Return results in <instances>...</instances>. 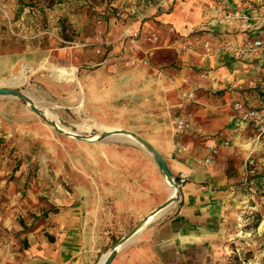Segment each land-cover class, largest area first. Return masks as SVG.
Returning <instances> with one entry per match:
<instances>
[{
  "label": "crops",
  "instance_id": "obj_1",
  "mask_svg": "<svg viewBox=\"0 0 264 264\" xmlns=\"http://www.w3.org/2000/svg\"><path fill=\"white\" fill-rule=\"evenodd\" d=\"M1 4L7 13L16 5ZM94 8L104 19L97 32L113 42L104 56L85 47L67 53L55 46L56 32L36 30L21 16L9 23L17 28L0 34V86L26 62L39 67L65 56L80 67L75 81L59 84L42 75L33 84L64 94L67 105L100 124L145 137L173 177L188 175L176 205L109 264H230L235 247L249 240L230 209L227 171L233 153L246 154L250 133L228 102H257L255 88L264 92V0H110ZM116 10L125 21L112 17ZM123 30L137 33L138 51L123 40ZM254 40L262 45L241 55ZM132 56L148 63L129 66ZM115 61H122L121 71ZM42 130L48 129L21 103L0 99V264H90L94 225L126 219L134 227L166 200L169 186L152 157L133 145L110 144H86L82 159L65 166L51 160L72 192L53 181L59 195L44 198L43 167L25 158ZM209 141L218 153L206 165Z\"/></svg>",
  "mask_w": 264,
  "mask_h": 264
},
{
  "label": "rangeland",
  "instance_id": "obj_2",
  "mask_svg": "<svg viewBox=\"0 0 264 264\" xmlns=\"http://www.w3.org/2000/svg\"><path fill=\"white\" fill-rule=\"evenodd\" d=\"M11 1L12 3H16V5L12 11L7 13V9L1 4L4 3L5 0H0V34L9 28H17V26L10 25L9 23L11 21L13 22V20L20 19L21 16H24L28 19L27 22L36 24V30L39 29L42 31L56 32L58 34V38L55 42V46L64 47L67 49V53H75L73 52L74 50L83 48L72 46L73 42L88 43L89 45L85 48L92 49L93 52L100 57L104 56L108 47H112L113 42H109L103 36V32H97V29L103 24L104 19L94 7L103 2H97L96 0ZM109 1L110 0H108V3ZM116 11H113L112 14L114 19ZM29 25L26 24V29L31 28V25ZM92 33H94V36L95 34L98 35L97 38H94ZM25 39L29 42L28 38ZM41 43L42 45L45 44L44 41H41ZM97 47H101L100 53L96 52ZM77 55H80V53ZM50 63L62 67L73 66L75 68L76 77L78 75V69H80V67H76V65H72L66 61L65 56L58 58L57 61H46L39 67L26 62L24 64H28V69L25 73L22 74L23 71L21 70L18 74H22L24 82L22 81L7 86L23 89L24 92L33 98L39 108L43 111L44 109H47L50 113L56 115L57 120L58 118L62 119L70 126L83 132V134H100L103 129H124L100 124L87 115H83L81 108L77 107V105H74V107L67 105L64 94L62 96H56L43 89V87L35 86L33 84L34 78L42 75L47 76L49 79L59 84L65 82L64 80H56L52 77V72L49 68L51 65ZM121 69L122 68L116 70L121 71ZM201 77L207 76L205 73H202ZM73 81H75V79ZM262 89L263 88L258 87L255 88V91L259 96L264 93ZM215 95L220 96V91H217ZM193 97L194 94L189 98ZM0 99L7 101L14 100L21 103L27 111L35 115V117L44 125V129H48V132L45 130L40 131L42 134L39 132L42 135V138L39 140L40 142H35L36 150L27 153L25 157L27 162L36 161L37 163L40 162L42 165L43 168H40L41 172H38L39 174L41 173L42 180L46 182V186H44L43 189L47 193V196L44 197L46 199L52 195L51 193H57L55 191V185L53 184L55 182L53 181L58 182L57 187L59 190L63 189V191L72 192V188L67 183L64 172H58L56 174L54 169H51V160L58 162L59 165L62 166H65V162L70 163L72 160L75 162L80 161L82 159V146L86 144H110L119 146L133 145L145 152V150L138 144L123 137H109L94 142H84L73 139L56 131L52 126L48 125L42 118L33 113L28 105L23 101L12 96H0ZM258 100L253 103L245 100V103L246 105L259 111H264V101H262V97L260 96ZM80 102L81 106L82 99ZM231 103V101L228 102V106L230 108ZM67 106L69 108H67ZM70 126L66 127L73 129ZM247 128L250 133V142L247 143L246 148H243V151H245L246 154L239 155L237 153H233L227 174H229L230 178L233 180L229 189L232 197L230 200V209L236 213L235 217L238 223L241 224L244 229H247V233L244 235L249 240V244H244L245 246L243 248H240L239 246L235 247V254L233 260L229 262L230 264H243V262L251 264L259 258L260 260L262 257L264 258V230H260L264 229L262 227L264 226V133H260L258 126H256L254 122H249ZM228 144H230L229 141ZM173 178L177 182L178 177ZM163 179L168 184L164 177ZM179 186L181 189V185ZM57 195H59V193H57ZM175 205L176 203L152 221L154 222L160 219ZM52 206L56 207V205ZM58 206L61 205L58 204ZM131 226L132 224L126 219L121 222L107 221L94 225V230L91 231L89 235V240L92 246L91 253L93 254L90 264H97L100 258L133 228ZM129 228L130 230L127 231L126 229Z\"/></svg>",
  "mask_w": 264,
  "mask_h": 264
},
{
  "label": "water",
  "instance_id": "obj_3",
  "mask_svg": "<svg viewBox=\"0 0 264 264\" xmlns=\"http://www.w3.org/2000/svg\"><path fill=\"white\" fill-rule=\"evenodd\" d=\"M0 96H12L14 98H17V99L23 101L24 103H26L28 105V107L30 108V110L33 113H35L37 116L42 118L48 125L52 126L56 131L69 136L67 133H64L61 129H59L56 126L55 119L47 116L45 114V111H43L41 108H39L37 106V104L35 103V101L33 100V98H31V96H29L26 92H24L23 89L14 88V87H10V86H0ZM58 120L61 124L65 125V126H70L68 123H66L62 119L58 118ZM70 127H72V126H70ZM72 128L76 129L75 127H72ZM92 132H94V131H92ZM115 135H119L120 137H123V138H126V136H135L139 142L143 143L145 146V151L154 160V162L157 165L162 177L167 178L170 183H174L177 186V189H178L177 198L179 199V196H180L179 184L174 180L173 176L171 175L161 153L148 140H146L142 136H140V135H138L132 131L126 130V129H112V130L103 129V131L99 134V138L95 141L102 140L105 138H109V137H112ZM80 141L94 142V141L86 140L85 137H82V139ZM171 202H172L171 199L165 200L161 205H159L157 208H155L152 212L155 213L159 209L160 210L165 209L167 206H169V204H171ZM140 221L112 247L113 250L108 255V257L105 259L103 264H109L112 261V259L115 257L117 252L122 247H124L133 237H135L149 223L153 222V221H148L146 224H142ZM117 246H119V247L117 248Z\"/></svg>",
  "mask_w": 264,
  "mask_h": 264
},
{
  "label": "built area",
  "instance_id": "obj_4",
  "mask_svg": "<svg viewBox=\"0 0 264 264\" xmlns=\"http://www.w3.org/2000/svg\"><path fill=\"white\" fill-rule=\"evenodd\" d=\"M97 2H103V3H108V0H96ZM127 18L126 14L123 11H116L115 12V20L116 21H125ZM136 38H137V33H128V31L123 30V40L127 41L130 45H131V50L133 52L138 51V46L136 43ZM152 40L156 41L157 40V36L156 35H152ZM108 44V43H105ZM89 44L85 43V42H81V43H72V46L75 47H87ZM262 45V41L261 40H254L253 42H251L245 49H241L239 52L241 55H244L246 52L248 51H253L254 49L260 47ZM97 53L101 52V47H97L96 49ZM126 63L129 66H136V65H146L148 63V59L147 57H143V58H137L136 56H132L130 58H128L126 60ZM113 66L116 69H120L122 68V61H118V62H113L112 63ZM184 96L187 97H192L193 94L192 93H184ZM231 109L233 110V112L237 113L239 118L244 121V122H254V124L256 126H258V129L260 131V133H264V111H259L255 108H252L248 105H246L245 102L243 101H233L231 103ZM184 126V122L182 120H178L176 127L178 130H182ZM226 144H228V141L225 142ZM206 148L209 152V156H206L204 158V163L206 165L210 164L211 162V156L216 155L218 153V149L216 147V145L209 141L206 144ZM188 175L185 173H180L178 176V180L177 183L179 185H183L186 181H187Z\"/></svg>",
  "mask_w": 264,
  "mask_h": 264
},
{
  "label": "bare ground",
  "instance_id": "obj_5",
  "mask_svg": "<svg viewBox=\"0 0 264 264\" xmlns=\"http://www.w3.org/2000/svg\"><path fill=\"white\" fill-rule=\"evenodd\" d=\"M27 65L28 64H23L22 65V68H21L22 71H23L22 74L25 73V71L28 69ZM49 68H50V70L52 72V77L54 79H56V80H64L65 82H69V81H72V80L77 78L76 74H75V68L73 66L62 67V66H57V65H50ZM22 74L21 75H16L15 74V75H13V76H11L9 78L3 79L2 83L6 84V85H13V84H16L18 82H22L24 80V79H22ZM44 111H45V114L47 116L55 119L56 126L59 129H61L64 133H67L73 139L81 140L82 137H85L86 140H88V141H95V140H97L99 138V134H97V133H90V134L86 135V134H83L78 129H70V128L64 126L63 124H61L59 122V120H57L56 115H53L47 109H44ZM112 137L117 138V137H120V136L119 135H115V136H112ZM126 139H129V141L138 144L141 148H143L145 150L144 144L139 142L136 139L135 136H126ZM165 180L168 182V186H169V193L167 195L166 200L167 199H171L172 200L171 204H169V206H167L163 210L159 209L155 213L154 212L149 213L145 218H143L140 221L142 224H146L148 221H152V220L156 219L158 216H160L162 213H164L166 210H168L171 206H173L176 203V201L178 199L177 198V195H178L177 186L174 183H170L167 178H165ZM118 247L119 246H117V248ZM112 250H113V248H111L109 251H107L97 264H103V262L105 261V259L108 257V255L111 253Z\"/></svg>",
  "mask_w": 264,
  "mask_h": 264
},
{
  "label": "trees",
  "instance_id": "obj_6",
  "mask_svg": "<svg viewBox=\"0 0 264 264\" xmlns=\"http://www.w3.org/2000/svg\"><path fill=\"white\" fill-rule=\"evenodd\" d=\"M262 97V101H264V93L260 95Z\"/></svg>",
  "mask_w": 264,
  "mask_h": 264
}]
</instances>
